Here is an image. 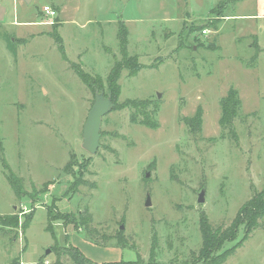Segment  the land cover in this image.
<instances>
[{
  "label": "rangeland",
  "instance_id": "1",
  "mask_svg": "<svg viewBox=\"0 0 264 264\" xmlns=\"http://www.w3.org/2000/svg\"><path fill=\"white\" fill-rule=\"evenodd\" d=\"M45 4L57 13L50 24L40 12ZM6 5L0 140L24 193L16 197L0 164V212L19 220L14 229L0 226V263L20 256L25 264L40 257L44 264H74L56 250L66 246L97 263L147 259L151 247L161 263H190L201 246L200 217L226 227L264 188V19L253 16L255 0ZM219 9L231 16L224 20ZM120 23L127 30L126 54L143 67L134 75L122 68L120 93L112 98L106 78L123 57ZM77 70L94 83H84ZM230 86L241 107L232 129L223 131L219 101ZM96 91L114 101L100 123L99 148L90 154L81 145L82 127ZM127 100L142 101L138 113L149 114L156 127L132 122L137 111L123 105ZM198 106L201 123L193 130L184 118ZM48 208L74 217L88 209L93 236L61 220L49 228ZM223 263L264 264V215Z\"/></svg>",
  "mask_w": 264,
  "mask_h": 264
},
{
  "label": "trees",
  "instance_id": "2",
  "mask_svg": "<svg viewBox=\"0 0 264 264\" xmlns=\"http://www.w3.org/2000/svg\"><path fill=\"white\" fill-rule=\"evenodd\" d=\"M233 1V0H232ZM235 1V0H234ZM225 2L219 4V7H224ZM221 13V17H224L222 9L218 11ZM119 38L120 40V54L123 55L121 61L114 63L107 75L106 82L110 87L111 95L110 97L116 98L120 93V85L117 84V80L120 76L121 69L126 68L130 71V74H136L143 64L137 60V57L128 56L126 54L127 40H126V28L125 25L119 24ZM63 48V47H62ZM83 82L92 85L94 80L88 79L83 71L77 70ZM113 100V99H111ZM114 101V100H113ZM123 105L130 106L137 111L131 113L130 119L132 122L141 123L147 127H156L157 123L152 120V117L146 112L138 113V109L145 108V104L142 101L127 100L123 102ZM241 107L240 97H238L237 90L230 86L227 92L219 101L220 108V118L219 126L223 131H228L232 129L231 124L234 118L239 113ZM142 111H144L142 109ZM142 115V116H141ZM202 113L200 106L197 107L195 114L190 118H184V122L191 129L195 130L199 128L201 123ZM0 164L6 171V179L11 185L17 198L21 197L24 193L22 191V180L21 178L12 172L7 165L4 152L2 148V143L0 140ZM87 164V161L85 165ZM48 183L43 184V186ZM56 210V209H55ZM53 212L52 208H48V222L49 228L51 227V221L61 220L65 223H73L77 229L79 226H83L89 236H93L94 230L91 227V214L88 209L80 210L77 212L76 217L69 216L67 212L56 213ZM34 213V208L25 217L23 221V228L27 226L32 215ZM264 215V188L260 192L254 193L246 203L239 209L237 214L234 216L231 223L226 227H212L206 217H200V233L202 234L201 246L198 254L193 258V260L188 264H224L223 262L235 252V250L246 240L250 235L251 231L259 225V220ZM18 225V216L15 213L11 214H0V226H8V228L14 229ZM58 253L68 254L74 264H164L155 260L154 250L152 247L149 249L150 253L147 259L137 257L136 260H120L111 261L110 263H97L93 262L89 258L83 255L82 252H78L77 249L72 246L57 247Z\"/></svg>",
  "mask_w": 264,
  "mask_h": 264
},
{
  "label": "water",
  "instance_id": "3",
  "mask_svg": "<svg viewBox=\"0 0 264 264\" xmlns=\"http://www.w3.org/2000/svg\"><path fill=\"white\" fill-rule=\"evenodd\" d=\"M28 3L30 0H24ZM94 102L90 110L87 113V118L82 127V143L81 145L90 153L94 154L99 148V138H100V123L103 115L108 113L113 107V101L109 97H104L102 92L96 91L94 95ZM146 176L148 172L145 173ZM204 189H201L197 196V203H202L204 201ZM145 205L150 204L149 195L146 196ZM122 228V227H121ZM49 252V249L46 251Z\"/></svg>",
  "mask_w": 264,
  "mask_h": 264
},
{
  "label": "crops",
  "instance_id": "4",
  "mask_svg": "<svg viewBox=\"0 0 264 264\" xmlns=\"http://www.w3.org/2000/svg\"><path fill=\"white\" fill-rule=\"evenodd\" d=\"M16 1H19V0H16ZM6 2H7V0H0V23L1 22H3L5 19H6V16H7V13H8V9H7V5H6ZM239 2V1H238ZM45 5H48V4H45ZM50 6V5H49ZM255 9H256V12H255V15H253V16H258L259 18H261V19H264V0H255ZM51 7V6H50ZM52 8V7H51ZM53 9V8H52ZM40 12H41V14L42 15H44L43 14V12L40 10ZM228 16H231V15H228V14H224V17H222V18H224V20H225V18H227ZM14 18H13V20H12V22H13V24H15V16H13ZM67 21V20H66ZM20 24H22V25H28V24H32V23H37V24H40V22L38 21V22H32V21H30V22H28V21H20L19 22ZM46 24V23H45ZM43 25V24H42ZM81 25H83V24H81ZM248 25V24H247ZM243 26H245V25H242V27ZM240 28V29H242V31L243 32H245L246 30H244L243 28ZM63 27L60 25V28H59V34H61V29H62ZM119 29V28H118ZM243 34H246V33H243ZM249 34L252 36H255V34H254V31L252 32V31H249ZM62 35V34H61ZM252 36V37H253ZM61 37V36H60ZM14 205V204H13ZM14 207V206H13ZM7 213V212H6ZM6 213H2V212H0V214H6ZM18 222H19V220H18ZM19 224V223H18ZM5 229H8V228H6L5 227ZM15 234V233H14ZM17 235H18V233H17ZM15 236L16 235H14L13 237L15 238ZM43 261H48L47 259H43V257H40V259L36 262V263H30V264H44V262ZM19 263H22V264H25L26 262H24L22 259H21V257L20 256H17V257H13V258H11V259H9L8 261H6V262H3V263H0V264H19ZM29 264V263H28Z\"/></svg>",
  "mask_w": 264,
  "mask_h": 264
},
{
  "label": "built area",
  "instance_id": "5",
  "mask_svg": "<svg viewBox=\"0 0 264 264\" xmlns=\"http://www.w3.org/2000/svg\"><path fill=\"white\" fill-rule=\"evenodd\" d=\"M41 11L43 12L44 16L48 18V20H45V23H49V24L52 23L54 17H56L57 15L54 9H52L49 5L43 6ZM202 33L206 34L207 30L203 29ZM19 264H22V263H19Z\"/></svg>",
  "mask_w": 264,
  "mask_h": 264
}]
</instances>
